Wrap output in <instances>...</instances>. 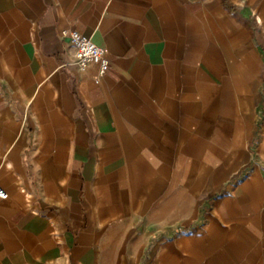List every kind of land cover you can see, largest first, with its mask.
<instances>
[{
	"label": "crops",
	"instance_id": "1",
	"mask_svg": "<svg viewBox=\"0 0 264 264\" xmlns=\"http://www.w3.org/2000/svg\"><path fill=\"white\" fill-rule=\"evenodd\" d=\"M0 188V264H264V0H0Z\"/></svg>",
	"mask_w": 264,
	"mask_h": 264
},
{
	"label": "built area",
	"instance_id": "2",
	"mask_svg": "<svg viewBox=\"0 0 264 264\" xmlns=\"http://www.w3.org/2000/svg\"><path fill=\"white\" fill-rule=\"evenodd\" d=\"M66 36L75 50L73 64L80 72L85 73L92 65H95L100 75L106 73L110 66V59L104 49L97 47L89 38L76 31L67 32ZM7 197V192L0 188V198Z\"/></svg>",
	"mask_w": 264,
	"mask_h": 264
}]
</instances>
